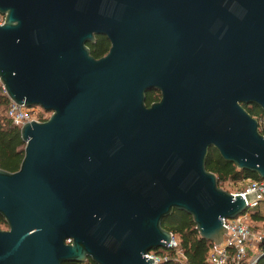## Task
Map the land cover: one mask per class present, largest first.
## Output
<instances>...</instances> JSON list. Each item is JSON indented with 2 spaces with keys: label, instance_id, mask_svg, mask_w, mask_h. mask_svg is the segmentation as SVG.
I'll list each match as a JSON object with an SVG mask.
<instances>
[{
  "label": "water",
  "instance_id": "water-1",
  "mask_svg": "<svg viewBox=\"0 0 264 264\" xmlns=\"http://www.w3.org/2000/svg\"><path fill=\"white\" fill-rule=\"evenodd\" d=\"M0 15L5 95L50 112L0 169V264H154L175 210L219 245L256 195L219 188L208 150L264 180L242 106L264 111V0H0Z\"/></svg>",
  "mask_w": 264,
  "mask_h": 264
},
{
  "label": "trees",
  "instance_id": "trees-1",
  "mask_svg": "<svg viewBox=\"0 0 264 264\" xmlns=\"http://www.w3.org/2000/svg\"><path fill=\"white\" fill-rule=\"evenodd\" d=\"M95 46L88 48L95 59L101 58L106 51L108 44L106 40L97 37ZM159 94L156 92L146 94V105L150 106L153 101L157 100ZM10 100L0 87V169L14 173L19 170L20 164L24 157L25 144L21 139L20 128L14 126L7 116V110ZM244 109L259 123V132L264 136V111L256 105H242ZM206 170L213 173L217 180V185L229 182H240L246 179L254 181H264L255 173L245 170H239L232 163L225 162L214 149L210 148L206 157ZM264 205L259 206L250 212V226L261 224L264 228ZM162 228L170 232L178 241L177 248H170L164 251L160 249L154 253L165 259L160 264H210L207 260L208 252L212 248V243L202 239L197 232L192 217L186 213L175 210L171 215L162 220ZM7 225L0 217V229L6 228ZM259 254L255 264H264V243H259ZM178 251L182 257L178 256Z\"/></svg>",
  "mask_w": 264,
  "mask_h": 264
},
{
  "label": "built area",
  "instance_id": "built-area-1",
  "mask_svg": "<svg viewBox=\"0 0 264 264\" xmlns=\"http://www.w3.org/2000/svg\"><path fill=\"white\" fill-rule=\"evenodd\" d=\"M3 21L4 17L0 15V26ZM0 87L2 88L1 84ZM39 113L38 107L26 108L11 101L7 110L8 118L18 128L30 121L43 122L48 119V116H43L40 119L35 118ZM242 183H245V185L240 190L229 193L233 196H246L255 193L256 199L247 205V210L243 214L234 219L222 220L227 233L223 235V240L219 245L212 244L213 246L207 256L210 264H255L257 253H259L258 245L264 243V233L255 234L249 224L250 212L264 205V181L246 179ZM168 246V249L177 248L178 241L174 236ZM254 250H256V253ZM154 252H149L146 257L152 259L154 264H160L165 258L157 256ZM178 256L182 257L179 251Z\"/></svg>",
  "mask_w": 264,
  "mask_h": 264
},
{
  "label": "rangeland",
  "instance_id": "rangeland-1",
  "mask_svg": "<svg viewBox=\"0 0 264 264\" xmlns=\"http://www.w3.org/2000/svg\"><path fill=\"white\" fill-rule=\"evenodd\" d=\"M39 108V115H36L35 118L40 119L43 116H50V112H45L41 107ZM245 185V183L241 182H229V183H225L222 185V189L227 191V192H236L238 190H240L243 186ZM264 213V210L262 211ZM256 227H254V224L251 225L252 231L255 232V234H262L264 233V228H262L261 224H255ZM0 230H7L6 228H2ZM161 251H164V249H160ZM254 252L256 253V250H254ZM259 254V253H257Z\"/></svg>",
  "mask_w": 264,
  "mask_h": 264
},
{
  "label": "flooded vegetation",
  "instance_id": "flooded-vegetation-1",
  "mask_svg": "<svg viewBox=\"0 0 264 264\" xmlns=\"http://www.w3.org/2000/svg\"><path fill=\"white\" fill-rule=\"evenodd\" d=\"M97 37H99V36H95V41H94V43L87 44V46H88V45H90V47L95 46L96 43H97V41H96V40H97ZM101 37H103V38L106 40L107 44H108V47H107L106 51L103 52V54L101 55V57H104V56L108 53V51H109L110 43H109L108 39H107L105 36H101ZM152 92H156L157 94H159L158 99L155 100V101H153V103H155V102L159 101V99H160V93H159L158 91H151V92H149V93H152ZM65 264H96V263L93 261V259H92L91 256L87 255L85 261L82 262V263L69 262V263H65Z\"/></svg>",
  "mask_w": 264,
  "mask_h": 264
}]
</instances>
